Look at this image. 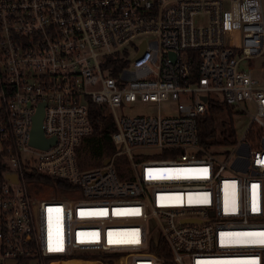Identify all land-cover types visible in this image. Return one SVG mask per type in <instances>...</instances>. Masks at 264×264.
I'll list each match as a JSON object with an SVG mask.
<instances>
[{
  "label": "built area",
  "instance_id": "2783aa9c",
  "mask_svg": "<svg viewBox=\"0 0 264 264\" xmlns=\"http://www.w3.org/2000/svg\"><path fill=\"white\" fill-rule=\"evenodd\" d=\"M263 52L264 0H0V264H264V74L239 64ZM209 97L251 117L229 145L200 142ZM137 99L175 112L118 114ZM91 114L118 147L93 165ZM39 174L71 187L38 195Z\"/></svg>",
  "mask_w": 264,
  "mask_h": 264
},
{
  "label": "trees",
  "instance_id": "16d2710c",
  "mask_svg": "<svg viewBox=\"0 0 264 264\" xmlns=\"http://www.w3.org/2000/svg\"><path fill=\"white\" fill-rule=\"evenodd\" d=\"M225 111L226 116H229V120L226 116L219 118L221 114ZM91 120H93V130L91 132L92 136H88L87 141L84 145L80 147L79 153L83 156L86 163L90 161L91 157L96 164L102 162V160L107 155H113L117 150V145L115 144L111 132L116 128L115 122L111 115L101 117L99 115L91 114ZM198 134H200V142L202 145L208 148L222 147V145H229L236 140L237 134L233 125V121L230 113V105L223 99H215L209 97V102L207 109L204 113L198 116ZM117 156V155H116ZM115 156V162L117 157ZM115 169L121 179L126 177H131V169L121 168L116 166ZM38 179L46 182L48 187L54 188V193L59 194L64 189L70 188L69 183L60 178H52L50 176L39 174L35 176ZM152 251L160 254H168V251H162L156 247L151 248ZM93 255H100L99 253H93ZM111 254H102L103 257H107ZM78 256V255H77ZM85 258L91 257L90 254L81 255ZM264 259V252H263ZM104 260H110L108 257ZM73 264H98L96 261L88 260H74Z\"/></svg>",
  "mask_w": 264,
  "mask_h": 264
},
{
  "label": "rangeland",
  "instance_id": "374dc122",
  "mask_svg": "<svg viewBox=\"0 0 264 264\" xmlns=\"http://www.w3.org/2000/svg\"><path fill=\"white\" fill-rule=\"evenodd\" d=\"M256 64L262 67L263 69V74H264V52L257 56L253 57L251 59H243L239 64ZM264 78V77H263ZM216 95L220 96V93H215ZM249 110H252V106L249 105ZM118 114H137V113H144V114H154V113H162V114H171L175 112V109H173V103L171 101L167 100H161V101H149V100H140L137 99V101H132V102H123L118 108H117ZM230 113H231V118L233 121L234 128L236 130V134L239 136L244 130V128L249 124L250 122V116L248 113H245L241 110H237L233 105H230ZM226 116L225 111L223 114H221L219 118V122L221 121V118ZM227 117V116H226ZM229 120V116L227 117ZM88 136H92L91 133L88 134ZM116 159V166L123 167L125 169H128L131 165V158L129 155L125 152H122V154H118ZM88 164H96L93 158L91 157L90 161H88ZM37 191L36 193L38 195L43 196L45 189L44 187H48L49 185L46 184V182H35L33 184ZM97 256H102V254L97 255ZM75 257H84V256H77ZM103 257V256H102ZM110 257L111 261H114V255H108L107 257H103L104 259ZM65 258H71V257H65ZM85 258V257H84ZM93 261V260H92ZM91 261V262H92ZM110 261V260H109ZM9 264H13L14 260L13 259H8L7 261ZM74 260H72L69 264H73ZM95 262V261H94ZM28 264H38V260L36 259H30L28 261ZM45 264H48V261L45 262ZM52 264H61V262H53Z\"/></svg>",
  "mask_w": 264,
  "mask_h": 264
},
{
  "label": "water",
  "instance_id": "95a60500",
  "mask_svg": "<svg viewBox=\"0 0 264 264\" xmlns=\"http://www.w3.org/2000/svg\"><path fill=\"white\" fill-rule=\"evenodd\" d=\"M202 99L203 100L207 99V95L206 94L202 95ZM43 112H44L43 105H41L33 118L34 125L31 131L30 139H31V142L35 145L47 146L50 143H52L54 138H47L44 135L42 122H41ZM108 159L109 158H105V161H108Z\"/></svg>",
  "mask_w": 264,
  "mask_h": 264
},
{
  "label": "snow or ice",
  "instance_id": "6c2138e0",
  "mask_svg": "<svg viewBox=\"0 0 264 264\" xmlns=\"http://www.w3.org/2000/svg\"><path fill=\"white\" fill-rule=\"evenodd\" d=\"M201 171L206 175L208 170H207V169H203V170H201ZM150 178H159V177H150ZM204 195H206V194H204ZM233 210H234V209H233ZM253 210H255V205H254V207H253ZM49 211H52V210L50 209ZM56 211L59 213L61 210H60V209H56ZM106 213H107V210L105 209V210H102V211H100V212H98V213H93V214H97V215H105ZM81 214H84V213H81ZM260 235L264 236V233H262V234H260ZM110 242H111V241H110ZM125 242L139 243L138 240L125 241ZM259 243L264 244V240H260ZM53 250H57V249H53Z\"/></svg>",
  "mask_w": 264,
  "mask_h": 264
},
{
  "label": "bare ground",
  "instance_id": "6f19581e",
  "mask_svg": "<svg viewBox=\"0 0 264 264\" xmlns=\"http://www.w3.org/2000/svg\"><path fill=\"white\" fill-rule=\"evenodd\" d=\"M76 259L80 260V258L75 257V258H69V259L58 261V263L61 262V264H69L72 260H76Z\"/></svg>",
  "mask_w": 264,
  "mask_h": 264
},
{
  "label": "crops",
  "instance_id": "0c3cea01",
  "mask_svg": "<svg viewBox=\"0 0 264 264\" xmlns=\"http://www.w3.org/2000/svg\"><path fill=\"white\" fill-rule=\"evenodd\" d=\"M77 258H80V260H86L85 258H82V257H77Z\"/></svg>",
  "mask_w": 264,
  "mask_h": 264
}]
</instances>
